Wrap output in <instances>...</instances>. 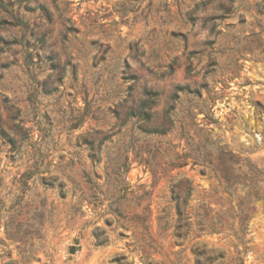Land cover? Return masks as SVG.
Segmentation results:
<instances>
[{"label":"rangeland","instance_id":"1","mask_svg":"<svg viewBox=\"0 0 264 264\" xmlns=\"http://www.w3.org/2000/svg\"><path fill=\"white\" fill-rule=\"evenodd\" d=\"M0 128V264L234 255L230 230L179 247L163 229L182 178L209 219L226 180L262 189L243 262L264 264V0H0Z\"/></svg>","mask_w":264,"mask_h":264},{"label":"trees","instance_id":"2","mask_svg":"<svg viewBox=\"0 0 264 264\" xmlns=\"http://www.w3.org/2000/svg\"><path fill=\"white\" fill-rule=\"evenodd\" d=\"M181 88H177L179 91ZM154 106L153 102L149 99L143 101L139 106V113L142 115V121L148 123L151 120V114L149 111ZM0 136L7 138L6 133L0 128ZM11 145L14 141L10 138L6 139ZM180 167V165H173V168ZM207 167L200 165V174H207ZM213 177L219 182V175H213ZM236 178L232 181H227V188L223 191L224 194L228 196V202L230 207L227 211H217L215 212V217L213 219L208 218V212H212L209 207L210 203L204 204L205 207L204 214L192 215L187 211L189 208L188 202L190 199L191 192L193 190L192 183L186 178H182L172 183L170 186L171 202L173 203L174 215L171 223L167 226L166 223L163 227L164 230H171V236L174 241V245L183 246L186 242H191L193 239L199 236L205 235L210 236L214 234H223L225 231L230 230V236L234 238L232 241V246L234 248V255H228L227 251L221 248L210 247L206 242L196 241L190 245V252L193 256L194 264H244L243 257L247 251V241H245V234L247 231V225L249 222L248 208L253 200L261 198L262 189L257 187V185L249 186L250 190L245 193L243 198H240L237 194L235 187L242 186V183H238ZM186 188L185 196L182 197V190ZM214 194H217L216 189L212 190ZM217 199L214 200H219ZM213 200V199H210ZM233 201H236V206H232ZM217 204V203H215ZM223 217H227L233 221L229 226V229H222L224 227ZM167 217L158 216L157 221L159 228L163 220ZM235 222H237V228L235 227ZM167 226V227H166ZM194 234V237H191ZM227 236V235H226ZM9 264H13L10 261Z\"/></svg>","mask_w":264,"mask_h":264}]
</instances>
